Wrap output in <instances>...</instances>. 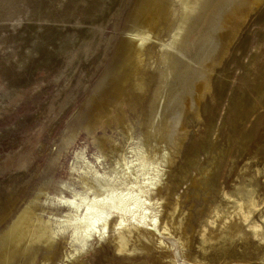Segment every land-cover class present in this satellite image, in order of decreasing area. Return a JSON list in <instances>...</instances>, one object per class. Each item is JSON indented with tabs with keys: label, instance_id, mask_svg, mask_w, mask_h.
<instances>
[{
	"label": "rangeland",
	"instance_id": "374dc122",
	"mask_svg": "<svg viewBox=\"0 0 264 264\" xmlns=\"http://www.w3.org/2000/svg\"><path fill=\"white\" fill-rule=\"evenodd\" d=\"M131 1L118 0V3H115L110 0H0V201L4 207L10 206L8 215L0 222V228L38 186L44 187L50 195L60 192L69 194L70 190L81 187L77 174L81 172V168H78L83 167L84 163H93L99 170L106 168L108 160L101 157L102 149L106 151L114 140L117 147H123L126 141V122L133 126L136 137L140 129L144 128L145 98L138 99L134 104H131V100L125 101L122 107L108 100L112 114L120 110L124 120L121 116L119 120L110 118L109 124L98 122L94 128L86 126L93 115L106 105L104 102L109 97L108 87L105 88L107 97H100L97 86L109 71L115 45L122 35ZM251 7L252 12L250 10L245 20L239 24L223 59L212 66L213 70H203L207 74L203 72L202 78L208 76L209 88L198 97L193 88L196 80L201 77L192 78L188 85L190 90L187 87L186 92L182 94L183 99L182 96L179 99L184 100V104L177 103V106L183 107H177L180 113L176 110V116L180 120L177 119L174 128L171 125L170 131L167 125L169 117L162 124L166 126L160 125L161 131L168 136L167 145L175 147L170 151V161L165 163V175L159 184L160 187L155 190L156 196L160 197L159 205L156 204L151 209L161 208V214L164 216L166 211L182 200L179 212L183 211L182 215L188 218L186 230L191 234V246L185 252H182V247L179 248L182 254H187L189 258L200 255L197 248L200 239L198 231L210 205L219 199L218 190L231 189L236 178L240 176L243 165L249 163L251 166L257 163L261 167L264 166V103L246 114L256 94V88L264 85V0ZM106 9L109 10L105 13ZM223 16L225 17L221 16L220 21L227 24L231 16L228 17V13ZM37 17L40 21L29 30V24L37 20ZM102 17L104 23L100 20ZM83 27L98 29L95 35H100L95 44L98 39L101 43L84 66L78 62L73 72L71 70L74 64L61 76L55 77L59 67L63 65L59 53L61 45L73 42ZM44 28L50 30L44 32V36L54 35L51 41L53 43L49 39L39 42L36 38L37 33ZM21 52L25 53V57L21 66H18L16 59ZM79 67L87 69L81 78L79 73H84V69L81 68L77 72ZM81 80L76 94L72 100L69 99L68 94L73 91L74 84H80ZM191 90L194 93H191ZM65 97L71 101L64 105L62 110ZM197 100L200 101L199 104L203 102L206 105L203 108L199 106L196 110ZM261 100H264V95ZM189 105L192 108H189ZM184 120L188 122L187 125ZM101 136L105 138L104 148L99 141ZM212 151L214 154H211ZM112 154L115 156L116 151ZM212 157L218 160L212 175L203 179L201 186L192 185L190 179L196 177L195 173L200 174L199 170L207 168ZM186 160L191 161L188 163ZM19 162L23 164L24 171L16 173L12 167ZM3 169L8 170L4 176ZM9 184L15 189L8 197ZM172 191L176 192L175 197L171 196ZM46 210L49 213L61 214L66 207L49 204ZM180 214L175 217H181ZM109 231L110 229L108 234L113 232ZM107 233L103 236L105 240L101 238L104 241L92 239L91 247L80 256L81 264H163L173 252L169 253L155 245L156 249H152L150 254L142 252L136 255H121L115 250L111 235ZM156 234L158 238L164 236L163 233ZM107 236L111 240H107ZM67 237L66 232L59 235L56 248L53 249L55 260L49 264L56 262L60 249L69 246ZM162 238L168 241L167 243L170 242L167 235ZM239 246H231L224 253L218 252L213 263L219 261L218 264H264V260L260 259H264V251L249 245L244 248L240 241ZM40 256L39 254L36 264H39ZM133 256L134 259L131 258Z\"/></svg>",
	"mask_w": 264,
	"mask_h": 264
},
{
	"label": "bare ground",
	"instance_id": "6f19581e",
	"mask_svg": "<svg viewBox=\"0 0 264 264\" xmlns=\"http://www.w3.org/2000/svg\"><path fill=\"white\" fill-rule=\"evenodd\" d=\"M110 1L118 3V0ZM262 1L132 0L130 2L126 22L122 35L116 42L109 71L97 86L100 97H107L105 88L108 87L109 97L104 102L106 105L93 115L86 126L94 128L98 122L109 124L110 118L118 120L121 116L123 118L120 110L112 114L108 100L122 107L125 101L131 100V104H134L138 99L145 98L144 128L140 129L136 137L133 126L126 122L124 124L126 141L123 147H117L114 140L110 142L108 151L102 149L101 157L108 160L106 168L99 170L93 163H84L83 167L78 168H81V172L77 174L80 188L70 190L69 194L60 192L54 195L47 193L42 186L33 190L7 223L0 228V264H36L39 254L41 255L39 264L53 262L55 260L53 249L56 248L58 237L62 232L67 233L69 246L59 250L58 259L54 264H81L80 256L91 247L92 239H101L108 229L113 230L111 234H107L111 235L113 242L111 243L121 255L126 253L129 256L128 254L136 255L142 252L150 254L152 249H156L155 245L169 253L173 251L172 255L166 258L167 260L164 258L166 261L163 259L165 262L162 260L163 264H214L213 260L217 258L218 252L224 253L231 246H239V241L244 248L249 245L264 251V196H262L264 166L261 167L257 163L251 166L249 163L243 165L241 174L236 178L231 189L218 190L219 199L210 205L198 231L200 239L197 248L200 255L189 258L187 254H182L191 246V234L186 230L188 218L182 215L183 211L179 212L182 200L178 202L176 200L177 204L174 202L175 206L170 210L167 209L169 211H166L164 216L161 214V208L160 211L151 209L156 204L159 205L160 197L156 196L155 190L165 175V163L170 161V151L175 147L167 145L168 136L160 127L165 125L162 124L168 117L171 119L167 121L169 131L171 125L173 127L177 122L179 117L176 113L181 112L177 107L183 108L177 106V103L178 105L183 103L184 100L179 101V99L183 92H186L192 78L201 77L196 80L195 85L192 80L195 87L193 89L198 97L209 88L208 76L202 78L205 72L203 70H213L212 66L223 59L239 24L245 20L250 10L252 12L251 6L258 5ZM107 10L109 9H106L105 13ZM225 13H228V17L231 16L227 24L220 21L221 16L225 17L223 16ZM100 20L105 22L103 17ZM39 21L40 18L37 17V20L30 23L29 30ZM40 27L44 26L40 25ZM48 29L44 28L37 33L36 38L39 42L45 39H49L50 42L53 40L54 35L51 37L43 35L44 32H50ZM80 30L81 33L73 42L61 45L59 53L63 65L59 67L55 77L61 76L73 64L74 68L71 72L75 70L78 62L83 65L101 43L98 39L95 44L100 35V33L95 35L98 29L83 27ZM23 57L25 53L21 52L16 59L18 66H21ZM208 58L209 62H207ZM81 68L84 69V73L81 75L79 73L80 78L87 72L85 67H79L77 72ZM81 82L82 80L80 84H74L73 91L68 94L69 99L72 100ZM256 89L246 114L251 110L253 112V109L264 103V100H261L264 95V85ZM65 98L62 110L64 105L71 101ZM198 102L200 101L197 100ZM205 105L202 102L193 108L198 110L199 106L203 108ZM196 110L195 114L198 115ZM182 138L184 139L185 136ZM99 141L104 148L105 138L101 136ZM114 151H116L115 156L112 154ZM186 161L190 163L191 160ZM217 162L218 160L212 157L210 165L199 170L200 174L195 173L196 177H193V180L190 179L191 184L201 186L203 179L212 175L213 167H217ZM184 165L185 169L186 163ZM12 168L16 173L24 171L21 162ZM3 171L2 176L8 172L5 169ZM11 186L12 184L8 185V197L15 189ZM176 195V192H171L172 197ZM49 204L63 205L66 210L61 214L49 213L46 210ZM9 208L10 206L4 207L0 201V222L8 215ZM178 213L182 216L176 218V214L179 216ZM156 233L167 235L170 242L164 241L162 238L164 236L158 238ZM103 239L105 240V237ZM179 247H182V252ZM128 258L134 259V256ZM260 259L264 260L262 257ZM218 263L219 261L216 264Z\"/></svg>",
	"mask_w": 264,
	"mask_h": 264
}]
</instances>
